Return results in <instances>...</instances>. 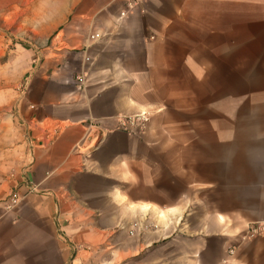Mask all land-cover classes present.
<instances>
[{"label": "crops", "instance_id": "0c3cea01", "mask_svg": "<svg viewBox=\"0 0 264 264\" xmlns=\"http://www.w3.org/2000/svg\"><path fill=\"white\" fill-rule=\"evenodd\" d=\"M129 1L0 0V264H264V0Z\"/></svg>", "mask_w": 264, "mask_h": 264}, {"label": "built area", "instance_id": "2783aa9c", "mask_svg": "<svg viewBox=\"0 0 264 264\" xmlns=\"http://www.w3.org/2000/svg\"><path fill=\"white\" fill-rule=\"evenodd\" d=\"M136 0L129 1L125 8L120 12L119 18L125 19L128 14L133 11L134 7L136 6ZM93 39V37H92ZM148 122V117L146 112H141L134 116L123 117L119 120L120 128L123 130L130 129L129 127H136L139 131L143 132L145 130L146 124ZM17 200L16 195H13L11 198L12 202Z\"/></svg>", "mask_w": 264, "mask_h": 264}, {"label": "rangeland", "instance_id": "374dc122", "mask_svg": "<svg viewBox=\"0 0 264 264\" xmlns=\"http://www.w3.org/2000/svg\"><path fill=\"white\" fill-rule=\"evenodd\" d=\"M142 112H146V113H147L148 122H149V120H150V116H151V112H150V111H146V110H145V111H142ZM139 113H141V112H139ZM139 113H138V114H139ZM136 115H137V114H136ZM148 122H147V123H148ZM146 125H147V124H146ZM128 130H129V129H128ZM125 131H127V130H125ZM130 131H131V130H130Z\"/></svg>", "mask_w": 264, "mask_h": 264}]
</instances>
